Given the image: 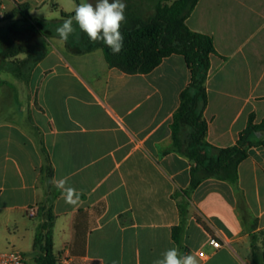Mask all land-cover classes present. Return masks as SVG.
<instances>
[{"label":"crops","instance_id":"crops-1","mask_svg":"<svg viewBox=\"0 0 264 264\" xmlns=\"http://www.w3.org/2000/svg\"><path fill=\"white\" fill-rule=\"evenodd\" d=\"M82 2L0 0V253L32 254L36 263L39 207L48 204L57 264H152L172 247L199 264H254V251H264V131L250 137L256 144L238 167L237 187L208 178L189 192L194 164L171 150L191 81L183 56L132 74L102 48L75 53L60 37L46 39L43 55L33 51L30 67H20L27 52L4 56L28 29L20 5L31 19L55 20ZM186 24L218 52L206 82V141L232 147L252 115L264 119V0H199ZM46 157L52 180L68 177L80 193L77 205L41 180ZM181 225L185 249L173 239Z\"/></svg>","mask_w":264,"mask_h":264},{"label":"trees","instance_id":"trees-1","mask_svg":"<svg viewBox=\"0 0 264 264\" xmlns=\"http://www.w3.org/2000/svg\"><path fill=\"white\" fill-rule=\"evenodd\" d=\"M140 1L123 0L126 4V21L120 29L124 37L120 53L114 54L103 42L93 43L75 24L76 31L66 41L69 50L86 53L102 48L112 66L132 74L148 73L164 58L173 54L183 56L191 72V81L181 92L180 107L174 114L171 150L185 156L194 164L189 192L208 178L224 180L237 187L238 167L247 159L249 149L256 144L251 142V135L264 131V119L257 124L252 115L236 145L228 148L211 147L206 141L208 122L204 117L208 104L206 82L211 69V57L218 55V52L210 36L192 31L186 24L199 0H150L152 13L147 16L143 13L145 9L141 7ZM28 13L29 5L18 7L16 14L23 18L28 29L19 33L23 39L17 40L21 43L8 44L3 51L4 56L27 52L29 59L23 62L21 68L30 67L33 51L43 55L46 52V39L59 37L56 29L66 18L74 15L64 14L62 19L39 20L31 19ZM21 68H17V72ZM42 152L45 153V150ZM52 177L53 168L46 157L45 165L41 169V180L49 188H52ZM181 211L184 213L182 207ZM38 214L44 222L35 242V248L40 252L36 263L57 264L53 253L52 231L55 217L48 204L40 205ZM197 220L217 239L201 218ZM183 228L181 225L173 229V239L185 249L181 244ZM254 264H264V251H254Z\"/></svg>","mask_w":264,"mask_h":264},{"label":"clouds","instance_id":"clouds-1","mask_svg":"<svg viewBox=\"0 0 264 264\" xmlns=\"http://www.w3.org/2000/svg\"><path fill=\"white\" fill-rule=\"evenodd\" d=\"M126 4L123 0H95V3H80L74 9V15L66 18L56 32L62 41H68L70 35L79 30L87 35L93 43L103 42L114 54L123 49L124 37L121 25L126 21ZM68 177L53 178V185L61 192L62 198L69 205H77L80 193L68 184ZM152 264H199L192 253L181 254L177 247H172L161 253Z\"/></svg>","mask_w":264,"mask_h":264},{"label":"built area","instance_id":"built-area-1","mask_svg":"<svg viewBox=\"0 0 264 264\" xmlns=\"http://www.w3.org/2000/svg\"><path fill=\"white\" fill-rule=\"evenodd\" d=\"M29 215L30 216H35L37 214L36 209L31 208L29 209ZM211 245L215 249H220L221 248V243L217 239H212L211 240ZM200 257H205V254L201 252ZM0 264H29L25 258V255L19 251H9L5 253H0Z\"/></svg>","mask_w":264,"mask_h":264},{"label":"rangeland","instance_id":"rangeland-1","mask_svg":"<svg viewBox=\"0 0 264 264\" xmlns=\"http://www.w3.org/2000/svg\"><path fill=\"white\" fill-rule=\"evenodd\" d=\"M83 1V0H82ZM90 2L95 3V0H91ZM141 7L145 10L143 13L147 16L152 13V5L150 3V0H141L140 1ZM149 9V10H148ZM25 258L29 264H36L33 255L32 254H25Z\"/></svg>","mask_w":264,"mask_h":264}]
</instances>
